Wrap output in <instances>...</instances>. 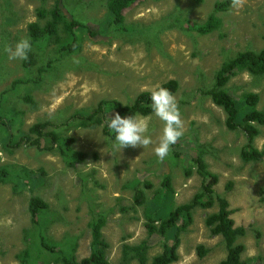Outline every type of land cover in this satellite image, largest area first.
I'll return each mask as SVG.
<instances>
[{
    "label": "rangeland",
    "instance_id": "374dc122",
    "mask_svg": "<svg viewBox=\"0 0 264 264\" xmlns=\"http://www.w3.org/2000/svg\"><path fill=\"white\" fill-rule=\"evenodd\" d=\"M58 1L0 0V105H5L0 116H8L14 128V132L0 129V167L26 168L35 181L16 189L12 183L0 184V264H21L19 256L26 250L33 262L56 264V254L43 248L40 239L51 246L77 244L78 259L88 257L89 223L95 213L107 218L103 235L111 264H125L124 245H141L152 259L164 251L165 241L148 242V205L136 206L135 194L144 191L150 201L164 191L168 176L172 206L190 203L202 191L203 178L195 161L198 156L207 171L218 176L217 196L228 200L236 224L245 228L246 234L238 240L245 248L242 260L264 264V155L259 161L242 159L246 135L229 130L225 111L205 94L224 63L239 53L264 50V0H247L239 11L231 4L224 12H216V4L232 0H139L124 12L121 25L110 22L111 0H62L69 13L90 28L66 38L60 34L70 44L79 37L81 48L62 55L56 44L44 40L32 44L30 69L24 67V60H10L5 46L14 48L21 38H30L31 24L43 27L49 19L40 18L39 11L52 10ZM211 15L221 20V28L200 35L197 27ZM48 63L52 67L40 74ZM251 68L240 70L226 89L237 99L245 93L257 94L258 110L264 112V76ZM170 80L179 83L174 96L185 132L179 147H171L162 162L154 148L164 123L154 113L140 116L149 120L147 135L153 143L145 149L122 151L115 146V138L104 133V124L81 127L76 119L77 113L93 112L104 100L127 106L142 92ZM70 118L73 120L65 125ZM47 122L51 124L47 132L73 139L72 147L87 155L85 162L68 168L58 153L45 150L52 148L48 139L39 147L6 148L7 135L18 130L29 133L34 125ZM257 127L260 133L254 147L264 154V125ZM33 196L48 205L39 219L41 230L33 228L29 213ZM218 210L217 201L210 209L195 208L193 224L180 235L179 260L174 264H221L226 258L222 238L213 236L205 224ZM32 232L39 234L31 237ZM200 246L208 250L203 258L198 255Z\"/></svg>",
    "mask_w": 264,
    "mask_h": 264
},
{
    "label": "trees",
    "instance_id": "16d2710c",
    "mask_svg": "<svg viewBox=\"0 0 264 264\" xmlns=\"http://www.w3.org/2000/svg\"><path fill=\"white\" fill-rule=\"evenodd\" d=\"M139 0H111L110 4V22L113 25H121L124 18V12L137 4ZM232 3L218 2L215 6L216 12L226 11ZM39 17L48 20L42 27L37 22L29 26V37L31 43L34 45L39 41L51 40L59 48L62 55H71L74 51L81 48V41L76 36L74 43L70 44L63 39L60 34L63 33L65 38L68 36H75L76 30L90 29L86 24L72 16L66 9L63 1L60 0L55 3L52 10H40ZM222 22L219 18L211 15L204 24L197 27V32L200 35H208L212 32L218 31L221 28ZM124 31H129L125 29ZM92 33V32H91ZM151 36V34H149ZM154 37L155 34L153 33ZM90 36H96L91 34ZM33 64L32 53L28 55V59L24 60V67L30 69ZM250 65L253 73L264 76V50L257 52L239 53L233 59H230L222 65L213 77V87L206 91V95L211 97L212 101L223 108L227 115L226 125L231 131L243 132L247 137V143L243 147L241 157L245 162L259 161L263 158V152H260L254 147V141L259 136L257 125H264V112L258 110L259 96L255 93H245L240 99L226 89L229 81L237 76L240 70ZM52 67L48 63L44 69H40L39 73L48 72ZM257 67L258 70L253 68ZM20 83V82H17ZM169 89L173 95L176 94L179 83L177 80H170L162 85ZM154 91V90H153ZM152 91L142 92L133 103L122 106L116 101H102L93 112L81 111L77 113V121L81 127L94 128L96 126L105 125L104 133L110 137L115 138V134L108 128L109 119L114 117L115 113H119L122 117L130 115H139L148 117L153 114L150 107ZM4 103H1L0 109H5ZM75 115V116H76ZM74 117V116H73ZM72 117V118H73ZM66 121L68 125L73 119ZM13 122L5 115L0 116V129L6 131L12 130ZM50 123H39L34 125L29 133L16 132L17 134L7 135L4 139L6 148L9 146L19 147L21 145L37 146L41 142L50 141L51 147L46 148V151L58 153L65 165L68 168H76L77 164L85 162L87 155L76 151L73 145V139L70 137H62L61 134L52 131L47 132ZM19 138V139H18ZM20 140L21 143H18ZM25 140V143L23 141ZM180 140L171 147H176ZM179 145L177 146V148ZM199 175L203 178L202 191L195 195L190 203L173 207V192L171 189V179L166 176L163 183L164 191L156 193L150 201L144 191H138L134 197L136 206L148 205V211L145 214L147 228L148 242L149 240L164 239V251L157 254L150 259L147 253L142 249V246L124 245L123 246V260L125 264L136 260L138 264H174L179 260L178 248L180 245V235L186 231L193 224V212L195 208L210 209L214 207L216 201L219 203V210L216 213L210 214L205 224L209 228L213 236L222 238L226 247V258L221 264H245L242 260L245 248L238 243L240 237L246 234L245 228L238 226L233 218L234 211L231 210L227 199L217 196L214 187L218 184V176L207 171V165L203 162L201 156L196 158ZM0 167V184L12 183L13 188L16 189L27 181L33 180V173L26 168ZM33 180L32 184L34 185ZM149 187V186H148ZM48 210V205L38 196H33L29 203V213L33 228L41 230L40 216ZM107 224V218L104 213H95L89 223L91 230L90 254L88 257L79 260L76 256V245L62 246L61 244L53 245L40 239L39 243L43 248L50 251L51 254H56V264H111L107 257L109 245L104 238L103 229ZM39 232H32L31 237H37ZM35 246V244H34ZM37 246V245H36ZM208 253V250L200 246L198 248L199 257L203 258ZM21 264H38L37 261L32 260L29 250L24 251L19 256ZM46 264H53L47 262Z\"/></svg>",
    "mask_w": 264,
    "mask_h": 264
},
{
    "label": "clouds",
    "instance_id": "9594fccd",
    "mask_svg": "<svg viewBox=\"0 0 264 264\" xmlns=\"http://www.w3.org/2000/svg\"><path fill=\"white\" fill-rule=\"evenodd\" d=\"M246 2L247 0H232V7L239 11ZM31 50L32 43L28 37L21 38L14 48L7 45L4 48L10 60H27ZM150 100L152 112L164 123L159 144L154 148L155 155L162 162L170 154L171 146L184 135V121L178 101L169 89L157 86L152 91ZM108 128L115 134V146L121 151L129 147L145 149L153 143L151 137L147 135L149 120L139 115L122 117L119 113H115L114 117L109 119Z\"/></svg>",
    "mask_w": 264,
    "mask_h": 264
}]
</instances>
